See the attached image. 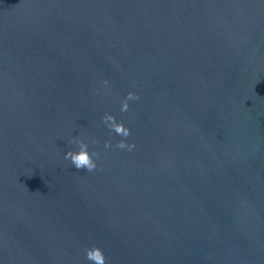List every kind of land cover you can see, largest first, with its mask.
Returning <instances> with one entry per match:
<instances>
[{
    "label": "water",
    "instance_id": "water-1",
    "mask_svg": "<svg viewBox=\"0 0 264 264\" xmlns=\"http://www.w3.org/2000/svg\"><path fill=\"white\" fill-rule=\"evenodd\" d=\"M91 247L264 264V0H0V264Z\"/></svg>",
    "mask_w": 264,
    "mask_h": 264
},
{
    "label": "clouds",
    "instance_id": "clouds-1",
    "mask_svg": "<svg viewBox=\"0 0 264 264\" xmlns=\"http://www.w3.org/2000/svg\"><path fill=\"white\" fill-rule=\"evenodd\" d=\"M133 98L132 94L129 93V99ZM127 102L122 104L121 110L127 109ZM104 121L109 128L114 130L118 135H128V129L125 128L121 123H117L111 115H105ZM78 147L74 150L65 152V159L70 160L72 166L75 169H84L86 171H92L96 168V161L93 157L96 153L89 152L88 146L84 142H77ZM107 146V144H106ZM118 148H128L129 150L133 147L131 144H125L123 141L117 143ZM86 259L91 262V264H105V256L99 247H91L86 251Z\"/></svg>",
    "mask_w": 264,
    "mask_h": 264
}]
</instances>
